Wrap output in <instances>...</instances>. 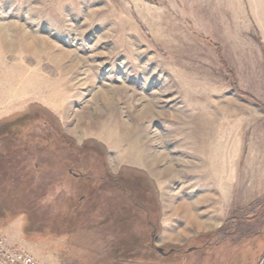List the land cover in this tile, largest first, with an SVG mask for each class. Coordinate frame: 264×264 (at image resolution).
Segmentation results:
<instances>
[{
    "label": "rangeland",
    "instance_id": "rangeland-1",
    "mask_svg": "<svg viewBox=\"0 0 264 264\" xmlns=\"http://www.w3.org/2000/svg\"><path fill=\"white\" fill-rule=\"evenodd\" d=\"M66 196L127 229L55 232ZM263 208L264 0H0L9 244L39 264H264Z\"/></svg>",
    "mask_w": 264,
    "mask_h": 264
},
{
    "label": "trees",
    "instance_id": "trees-1",
    "mask_svg": "<svg viewBox=\"0 0 264 264\" xmlns=\"http://www.w3.org/2000/svg\"><path fill=\"white\" fill-rule=\"evenodd\" d=\"M218 51L219 56L221 57L222 54L219 47ZM82 200L83 197L75 198L73 196H66V198L62 200V203L57 210L58 212L53 220L54 223L51 225L55 232L63 234L67 231L86 228L91 223L94 226L105 223L108 225L107 227H110L109 229L114 232L118 231L119 233H124V231L127 229L126 226H128V220L126 218L128 214L123 212L120 213L118 207L115 208V206H112L109 208L106 206L103 210L101 209L96 214V209H90L91 206L89 207V205L88 208L86 206L82 208ZM95 214L96 216H94V219L89 220L90 216ZM261 218L264 219V208L259 211L256 217V222H259ZM232 226L233 224L228 227V230H232ZM131 239V237H128L127 242L131 241ZM115 250H117V248H115Z\"/></svg>",
    "mask_w": 264,
    "mask_h": 264
},
{
    "label": "built area",
    "instance_id": "built-area-1",
    "mask_svg": "<svg viewBox=\"0 0 264 264\" xmlns=\"http://www.w3.org/2000/svg\"><path fill=\"white\" fill-rule=\"evenodd\" d=\"M0 264H39L29 252L9 244L0 234Z\"/></svg>",
    "mask_w": 264,
    "mask_h": 264
},
{
    "label": "flooded vegetation",
    "instance_id": "flooded-vegetation-1",
    "mask_svg": "<svg viewBox=\"0 0 264 264\" xmlns=\"http://www.w3.org/2000/svg\"><path fill=\"white\" fill-rule=\"evenodd\" d=\"M15 125L17 126V125H19V124H18V123H16ZM22 147H23V146H22ZM24 147H26V146H24ZM26 149H27V148H26ZM30 149H31V148H30ZM16 150H17V149H16Z\"/></svg>",
    "mask_w": 264,
    "mask_h": 264
}]
</instances>
